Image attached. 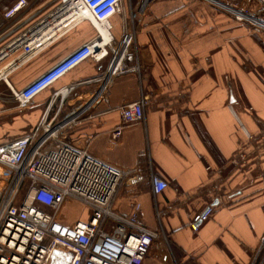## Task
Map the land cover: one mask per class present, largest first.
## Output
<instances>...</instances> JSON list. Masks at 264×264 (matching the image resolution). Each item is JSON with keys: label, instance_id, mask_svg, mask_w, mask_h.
I'll list each match as a JSON object with an SVG mask.
<instances>
[{"label": "crops", "instance_id": "1", "mask_svg": "<svg viewBox=\"0 0 264 264\" xmlns=\"http://www.w3.org/2000/svg\"><path fill=\"white\" fill-rule=\"evenodd\" d=\"M19 1L6 0L0 8V31L8 23L5 12ZM51 1L27 0L37 9L36 4ZM129 9L125 4L127 19ZM239 9L246 19L202 1L158 0L135 14V30L120 14L113 17V41L121 47L126 33H133L132 55L110 78L93 110L67 131V142L87 148L94 157L126 171L147 173L152 166L168 182L156 198L149 181L122 186L114 202V214L123 219L139 205L141 224L157 234L143 264H250L264 234V153L247 141L248 133L264 136V3L244 1ZM69 34L76 38L72 44ZM98 37L88 22L75 26L40 47L8 76L9 85L0 81V145L33 131L52 91L73 87L67 98L59 96L63 105L68 99V108L79 102V95L95 93L104 67L91 59L42 92L33 107L20 109L11 88L22 89ZM142 96L151 100L145 119L125 126L121 107ZM120 127L123 133L114 140ZM240 151L248 152L250 160L234 169L230 160ZM224 166L228 170L219 173ZM209 207L215 209L213 216L194 232L192 218ZM86 211L84 220L66 224L88 221ZM58 220L65 223L60 212ZM70 260V254L58 252L51 264Z\"/></svg>", "mask_w": 264, "mask_h": 264}, {"label": "built area", "instance_id": "2", "mask_svg": "<svg viewBox=\"0 0 264 264\" xmlns=\"http://www.w3.org/2000/svg\"><path fill=\"white\" fill-rule=\"evenodd\" d=\"M156 1L60 0L57 8L43 17L46 24L28 27L32 20V17H26L30 4L27 0H20L4 14L8 23L0 31V81L9 85L4 77L8 78L36 56L38 49L31 45L32 42L46 27L63 20L50 18L63 6L68 10L67 15L71 13L74 16L85 8L97 23L109 24L111 32L110 21L123 12L125 4L134 17ZM195 1L230 9L239 13L240 20L248 17L246 13H243L246 17L240 14L239 7L249 0ZM261 2L264 3V0ZM84 22L81 18L74 27ZM258 26L263 28V23ZM133 37V33L127 32L122 44L130 38L129 47L133 44ZM93 40L80 45L22 89L15 91L11 88L18 107L25 109L30 106L42 92L85 61L106 58L108 51L102 49L105 52L98 56L100 50L96 51ZM117 57H113L111 64L115 61L116 65ZM120 68H116L113 75ZM72 90V86L66 87L49 101L42 117L44 127L37 125L28 135L0 145V264H51L58 252L71 255L69 264H143L157 237L155 232L141 224L139 205L129 219L115 215L113 206L122 186L131 187L149 181L156 198L169 188L168 182L156 175L152 166L147 173L138 169L122 170L94 157L87 148L77 147L60 138L62 130L81 122L77 119L55 123L64 101L53 109L57 99L60 94L66 98ZM150 102L147 96H142L138 102L122 106L123 124L130 126L143 121ZM50 115L52 118L48 121ZM123 130V127L118 128L112 138L118 140ZM247 141L255 145V152L264 153V136L257 139L248 133ZM249 160L250 154L240 151L230 160V166L240 168ZM227 170L228 167H221L219 173ZM26 180L29 181L28 189L18 201ZM67 201L84 205L90 213L89 220L72 226L61 223L58 215ZM214 211L213 207H209L196 214L190 223L191 229L198 232L200 225L208 221ZM250 264H264V234Z\"/></svg>", "mask_w": 264, "mask_h": 264}, {"label": "rangeland", "instance_id": "3", "mask_svg": "<svg viewBox=\"0 0 264 264\" xmlns=\"http://www.w3.org/2000/svg\"><path fill=\"white\" fill-rule=\"evenodd\" d=\"M46 1V0H45ZM60 0H55V1H51L48 5L46 4H36V6H38V9L35 8V7H32L30 6L29 8L31 9H28V13H26V17H32V20L30 21V23H28V27L31 26V25H35V26H43L44 24H46V20L43 21V17H45L49 12L53 11L55 8H57V4ZM44 2V0H43ZM41 2V3H43ZM37 9V10H36ZM4 11L1 10L0 11V18H1V14L2 12ZM53 16V17H52ZM50 18L53 19L55 18L56 21H59L60 20V17L59 16V13L58 11H56L53 15H52ZM132 16V15H131ZM129 19H127V17L125 16L124 13L120 14V18L126 20L127 19V22L129 23V28L130 29H133L134 28V24L133 23H136L135 22V18L134 17H131ZM133 18V20H132ZM90 24V22H88ZM92 25V24H91ZM93 26V25H92ZM132 26V27H131ZM94 27V26H93ZM27 29V28H26ZM95 29V28H94ZM61 35V34H60ZM59 35V36H60ZM63 35V34H62ZM64 36V35H63ZM67 38V41H68V44H72L74 42V39H76L73 35L71 36V34L67 35L66 36ZM125 38V36H124ZM124 40V39H123ZM92 41V40H91ZM122 42V41H121ZM120 44L119 41H113V44L112 46H108L106 47L107 51H108V56L106 58H104L103 60H101L102 64H103V74L101 76H99L97 79H96V87L94 88V92L95 93H90V94H82V95H79V102L74 104L72 107L68 108V105H67V100L64 102V105H63V109L59 115V117L56 119L55 123H60L62 121H75L78 119V121H81L83 119V117H85L86 115H88L92 110H93V107H94V104L99 100V98L101 97V95L103 94L107 84L109 83L110 81V76H106L107 75V72L105 70V68L107 67L106 65H109V63L111 62V60L113 59V57L115 56V48L116 50L119 49L120 47ZM79 47V46H78ZM77 47V48H78ZM76 49V48H75ZM74 49V50H75ZM72 52V51H71ZM132 52H133V44H131L129 47H128V53H127V56H130L132 55ZM95 61V60H93ZM96 62H99V61H96ZM100 62V63H101ZM123 69V67L121 68ZM114 76V75H113ZM23 80H26V79H22ZM30 83V82H29ZM27 83V84H29ZM107 83V84H106ZM26 84V85H27ZM25 85V86H26ZM24 86V87H25ZM61 90L59 91H56V92H51L48 97L44 100L45 104H49V101L52 100L53 96L55 94H57L58 92H60ZM7 94V93H6ZM8 96V95H6ZM68 96V95H67ZM66 96V98H67ZM73 98V96H72ZM61 103V98H58L57 99V102L55 103V106H54V109L57 108ZM35 105L32 104L31 107H33ZM48 106V105H47ZM47 108V107H46ZM19 112V111H18ZM22 112L20 114L21 116V119L23 120H26V118L24 117V113L23 111H20ZM19 114V113H18ZM52 118V115L49 116L48 118V121ZM68 118V119H67ZM37 121V124L40 125L41 127H44L45 124L43 121V119L40 120L39 117H36V120ZM54 123V124H55ZM70 128H67V129H64L60 132V138H63L64 140H66V136H67V131L69 130ZM31 130V129H30ZM31 133V132H30ZM23 135H18L17 137H22ZM28 185H29V181L26 180L22 189L20 190V193H19V199L18 201H21L22 198L24 197L27 189H28ZM86 215H87V211L86 209L80 205L79 203L77 202H72V201H67L64 205V207L61 209L60 211V217L62 218V220L65 222L63 224L65 225H69V224H66L68 223L69 221H76V220H84L86 218Z\"/></svg>", "mask_w": 264, "mask_h": 264}, {"label": "bare ground", "instance_id": "4", "mask_svg": "<svg viewBox=\"0 0 264 264\" xmlns=\"http://www.w3.org/2000/svg\"><path fill=\"white\" fill-rule=\"evenodd\" d=\"M67 11H68L67 8H65L63 6L58 11L59 16H61L60 18L63 20H61L58 24L46 27L44 29L43 33L39 37H37L34 40V42H32L31 45L35 46V48L39 49L44 44H46V42H48V40H50L52 38H56L60 34L62 35L68 31H70L74 27L75 23H77V20L83 18L86 22H90V24H92L94 26L95 30L97 31L99 37L97 39H95L94 42H95V47L100 50V52L98 53V56H102L103 53L105 51H107L106 47L112 46V44H113V38H112L111 32L109 31L110 25L97 23L91 17L90 13L85 8H82L81 10H79V12L75 16L72 15L71 13L67 15ZM73 17H75L76 19H74ZM99 24L106 26L107 27L106 31H105V28L100 27ZM129 40H130V38H128V40L124 43V45L122 44V46L118 50H116V48H115V50H114L115 57L116 56H118V57H117L116 65L114 66L112 72L109 74L110 78L113 76L115 69L120 68L122 66V62H123V60L126 57V54L128 52V45L130 42ZM102 49H104L105 51L104 50L102 51ZM4 78L9 82V80L6 76Z\"/></svg>", "mask_w": 264, "mask_h": 264}, {"label": "water", "instance_id": "5", "mask_svg": "<svg viewBox=\"0 0 264 264\" xmlns=\"http://www.w3.org/2000/svg\"><path fill=\"white\" fill-rule=\"evenodd\" d=\"M98 50H99V49L97 48L96 51H98ZM114 66H115V61L111 64L110 69H109V71H108V73H107L106 76H108V75L112 72ZM216 204H217V203H216Z\"/></svg>", "mask_w": 264, "mask_h": 264}, {"label": "trees", "instance_id": "6", "mask_svg": "<svg viewBox=\"0 0 264 264\" xmlns=\"http://www.w3.org/2000/svg\"><path fill=\"white\" fill-rule=\"evenodd\" d=\"M6 0H0V8L5 4Z\"/></svg>", "mask_w": 264, "mask_h": 264}]
</instances>
